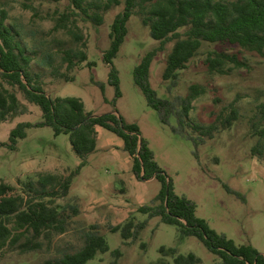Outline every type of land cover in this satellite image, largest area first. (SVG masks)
Masks as SVG:
<instances>
[{
    "label": "rangeland",
    "instance_id": "374dc122",
    "mask_svg": "<svg viewBox=\"0 0 264 264\" xmlns=\"http://www.w3.org/2000/svg\"><path fill=\"white\" fill-rule=\"evenodd\" d=\"M122 9L123 3L109 9L103 24L98 26L82 20L80 15L76 17L86 41L87 61L73 70V81L54 79L50 70L35 60L31 62V71L40 74L51 97H80L93 115L117 111L126 122L136 123L175 192L196 203V215L237 244H251L264 254V136L259 134L264 129V57L232 48L229 51L239 52L246 65L229 74H212L203 59L208 49L218 50L222 46L204 45L180 72L176 86L168 89L169 83L163 80L162 73L172 43L157 53L150 67V83L159 97L186 95L192 84H200L206 90L193 102L189 116L195 123L217 127L211 135L195 132V145L161 123L158 112L148 105L134 82L135 66L158 45L138 14L131 16L127 36L113 59L121 91V96L115 97V87L108 83L110 66L103 54L110 44V24ZM2 10L6 11L8 22L21 31H35L36 38L44 40L54 51L58 44L61 48L81 47L66 30H53L52 16L77 10L72 0H0V16ZM56 57L59 63L60 56ZM93 80L103 82L104 91ZM16 93L19 111L0 123V142H8L10 131L17 124L28 122L32 126L26 129V137L18 140L15 149L0 147V182L15 186L16 194L32 196L34 193L26 183L40 188V174L52 173L61 179L71 176L67 195L55 199L59 209L70 215V221L66 231L53 235L50 241L40 238L42 246L38 249H5L0 254V264H43L56 260L64 253L78 250L92 226L105 237L109 249L98 252L85 264H110L115 249L121 251L118 264H156L162 258L161 246L176 248L182 254L192 252L201 264L217 261L216 255L197 237L182 235L177 226L163 223L159 217L148 218L139 211L140 206L152 205L161 184L156 178L143 180L135 176L133 157L124 150L122 138L97 126L96 148L80 166L82 158L73 149L69 134L56 135L51 127L35 126L42 119L39 107L26 101L18 89ZM233 110L236 114L231 119ZM227 187L239 196L228 192ZM51 189L48 186L47 190ZM131 219L135 223L146 221L137 239L123 240L120 232L110 230ZM167 259L172 261L171 257Z\"/></svg>",
    "mask_w": 264,
    "mask_h": 264
},
{
    "label": "trees",
    "instance_id": "16d2710c",
    "mask_svg": "<svg viewBox=\"0 0 264 264\" xmlns=\"http://www.w3.org/2000/svg\"><path fill=\"white\" fill-rule=\"evenodd\" d=\"M77 10L52 16L53 30H66L80 48H59L53 50L44 40L36 38L35 31H21L16 24L7 21L6 11L0 16V123L19 111L18 89L24 99L39 107L42 119L35 126H48L54 134H69L75 152L82 158V166L88 154L96 148V127H103L124 141V150L134 160L133 172L138 179L156 178L161 187L153 198L152 205H143L139 211L148 218L159 217L161 222L177 226L182 235L197 237L214 255V264H264V254L251 244H237L225 234L217 232L208 222L196 215V203L175 192L174 185L157 164L153 150L142 136L136 123H128L117 111L93 115L85 108V103L76 96H56L47 94L40 74L30 69L35 60L40 66L50 70L54 79L73 81V70L87 61L86 41L76 24V17L94 25H102L105 13L123 3V9L116 14L110 24V44L104 51L103 59L110 66L108 83L115 87V97L121 96L118 70L113 65L125 37L128 22L133 14H138L142 23L149 28L150 36L158 45L147 51L135 66V84L143 92L147 103L155 109L163 125H168L177 135L198 143L193 135H211L216 125H203L191 120L189 114L193 102L205 93L200 84H192L186 95L173 99L159 97L150 83V67L158 52L172 43L166 56L162 73L168 89L176 86L179 74L204 45L217 44L221 49H208L203 64L209 73L225 75L235 68L246 65L239 52L240 48L264 57V0H72ZM31 41L26 42V39ZM56 55L60 56L57 62ZM93 62H88L92 65ZM64 68V69H63ZM104 91V83L93 80ZM115 104V100H114ZM236 111H232L231 119ZM233 117V118H232ZM230 122V118L226 120ZM31 123L21 122L10 131L8 142H0L15 149L19 139L26 137V129ZM257 126V124H254ZM264 136V129L259 132ZM197 155V152H194ZM40 188H28L34 194L24 196L14 193L15 186L0 182V254L9 247L17 246L26 252L42 246L40 238L51 240L53 235L66 231L70 215L55 204V199L66 196L71 176L61 179L56 174L44 173L38 176ZM52 187L51 191L47 190ZM55 187H57L55 189ZM228 192L239 194L228 188ZM77 213L75 207H71ZM146 221L135 223L129 220L122 226L111 227L112 232H120L123 240L138 238ZM85 236L84 244L76 251L64 253L56 260L43 264H85L98 252L109 249L107 240L97 232V227ZM162 258L156 264H201L194 253H178L176 248L161 246ZM110 264H118L120 249L113 251ZM171 257L172 261L167 258Z\"/></svg>",
    "mask_w": 264,
    "mask_h": 264
}]
</instances>
